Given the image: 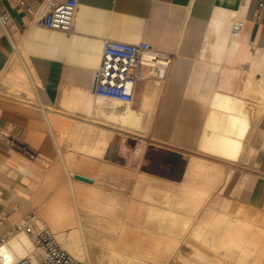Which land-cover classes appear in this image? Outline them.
<instances>
[{
	"label": "crops",
	"instance_id": "0c3cea01",
	"mask_svg": "<svg viewBox=\"0 0 264 264\" xmlns=\"http://www.w3.org/2000/svg\"><path fill=\"white\" fill-rule=\"evenodd\" d=\"M0 13L8 14L10 31V37L0 31V68L5 71L0 125L11 137V142L0 139V237L32 214L49 227L48 217L59 210L75 216L70 176L80 200L93 188L111 192L120 205L117 214L124 217L125 201L137 183L142 188L145 184L139 180L141 171L163 176L145 168L149 149L130 147L145 141L137 135H148L178 154L190 151L211 159L200 148L209 112L201 96L239 95L245 70L255 68L257 78L264 74V0H78L69 33L37 26L32 14L9 0H0ZM233 17L243 27L217 61V45ZM107 39L145 41L173 57L163 84L154 80L155 86L139 85L135 100L140 102L131 104L139 114L132 124L137 131L95 118L93 81ZM16 48L19 56L14 55ZM147 71L157 72L153 67ZM45 107L53 109L51 114ZM255 120L241 160L221 159L236 174H246H233L231 196L223 193L222 198L264 210V111ZM86 122L115 133L87 135Z\"/></svg>",
	"mask_w": 264,
	"mask_h": 264
},
{
	"label": "bare ground",
	"instance_id": "6f19581e",
	"mask_svg": "<svg viewBox=\"0 0 264 264\" xmlns=\"http://www.w3.org/2000/svg\"><path fill=\"white\" fill-rule=\"evenodd\" d=\"M233 38L231 29L220 38L215 60H222ZM15 54L19 56L17 48ZM149 67H145L147 73ZM244 74L239 95L214 92L211 99L200 98L209 107L200 148L210 156L240 161L251 138L253 120L264 111V74L257 78L253 67ZM44 109L47 114L53 110ZM94 111L103 123L137 131L132 124L139 114L130 103L97 96ZM83 125L87 135L95 131L108 136L115 133L87 122ZM219 163L194 155L180 177L141 171L139 180L145 184L142 188L137 183L132 197L125 201L124 217L117 214L120 205L111 192L93 188L80 200L81 192L70 176L76 215L59 210L48 217L51 227L38 215L33 221L34 232L47 227L60 246L83 264H264V210L246 208L238 199L230 203L222 198L234 168L225 170ZM173 169L179 172L178 167ZM25 225L21 221L18 230L1 243L0 264H14L22 258L39 260Z\"/></svg>",
	"mask_w": 264,
	"mask_h": 264
},
{
	"label": "built area",
	"instance_id": "2783aa9c",
	"mask_svg": "<svg viewBox=\"0 0 264 264\" xmlns=\"http://www.w3.org/2000/svg\"><path fill=\"white\" fill-rule=\"evenodd\" d=\"M12 5L25 9L34 17V23L43 28L69 33L73 30L78 8V0H9ZM243 27V21L232 18L231 30L237 37ZM0 31L10 37L8 14L0 13ZM173 61L172 55L154 48L150 43H137L114 39L104 41L102 59L93 81V93L107 99L134 104L140 84L150 85L154 80L163 84L166 71ZM146 66L156 69L155 74H148ZM5 72L0 68V92L5 87ZM0 139L11 142L0 125ZM35 214L25 218V229L32 235L36 245L37 262L22 258L14 264H83L63 249L53 233L46 227L34 232ZM8 234L0 237V245Z\"/></svg>",
	"mask_w": 264,
	"mask_h": 264
},
{
	"label": "rangeland",
	"instance_id": "374dc122",
	"mask_svg": "<svg viewBox=\"0 0 264 264\" xmlns=\"http://www.w3.org/2000/svg\"><path fill=\"white\" fill-rule=\"evenodd\" d=\"M148 73H149V71H148ZM150 85L151 86H155L156 84L153 82ZM139 102H140V98L135 100L134 106L136 107ZM137 137H142V138H144L145 141L142 142L140 140H137L136 141V145H131L130 147L136 148L137 146H144V150L145 149L146 150L149 149L148 150L149 154H148V157H147V161L148 162H147V165H145V168H147L148 171H151L153 173H160L163 176H173L174 175L173 166L175 164H177L178 168H179V172H177L176 176L180 177L182 172H183V169H184L183 167L185 165H187V164H190V162L192 160V156H194L193 154H188V153H190V151H186L187 153L178 154L177 152L175 153L172 150H166V148L159 146L157 144V142L155 140H152L150 138V136H148V135L147 136H138L137 135ZM214 157H216V158H214ZM209 158H211V159H213L215 161H218V162H224V161L221 160L223 158L218 157L219 158L218 159L217 156H212V157H209ZM224 160H226V159H224ZM219 166L224 168V169L226 168L225 170H229L230 168H232V167H230L228 169L222 163H219ZM235 168H237V167L235 166ZM233 174L235 176H237V175H241L242 177L246 176V174H236L235 173V169H234V173ZM231 183L228 185V187L224 191V195L227 196V197L231 196L230 192L228 191L229 190V186H231ZM16 230H18V229H16ZM184 249L187 250V248H184ZM36 253H37V251L35 252V254ZM171 263L172 264H178L177 261H172Z\"/></svg>",
	"mask_w": 264,
	"mask_h": 264
},
{
	"label": "water",
	"instance_id": "95a60500",
	"mask_svg": "<svg viewBox=\"0 0 264 264\" xmlns=\"http://www.w3.org/2000/svg\"><path fill=\"white\" fill-rule=\"evenodd\" d=\"M76 178L82 179L87 182H93V180L89 177L81 176V175H76Z\"/></svg>",
	"mask_w": 264,
	"mask_h": 264
}]
</instances>
